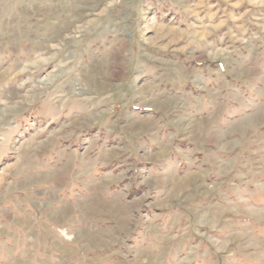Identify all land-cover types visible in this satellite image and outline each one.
Listing matches in <instances>:
<instances>
[{
    "label": "rangeland",
    "instance_id": "374dc122",
    "mask_svg": "<svg viewBox=\"0 0 264 264\" xmlns=\"http://www.w3.org/2000/svg\"><path fill=\"white\" fill-rule=\"evenodd\" d=\"M0 264H264V0H0Z\"/></svg>",
    "mask_w": 264,
    "mask_h": 264
}]
</instances>
